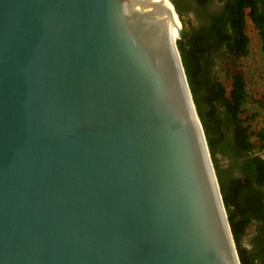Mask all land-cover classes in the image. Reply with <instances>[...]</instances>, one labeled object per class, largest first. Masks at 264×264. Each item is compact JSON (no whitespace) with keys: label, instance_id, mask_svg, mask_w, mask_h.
<instances>
[{"label":"water","instance_id":"water-1","mask_svg":"<svg viewBox=\"0 0 264 264\" xmlns=\"http://www.w3.org/2000/svg\"><path fill=\"white\" fill-rule=\"evenodd\" d=\"M171 3L0 0V264H241Z\"/></svg>","mask_w":264,"mask_h":264},{"label":"trees","instance_id":"trees-1","mask_svg":"<svg viewBox=\"0 0 264 264\" xmlns=\"http://www.w3.org/2000/svg\"><path fill=\"white\" fill-rule=\"evenodd\" d=\"M178 14L182 16L185 8L178 0H170ZM251 8V20L260 30L264 49V26L260 20V8L253 0H242L235 6L230 20L233 40L229 42V53L235 58L247 56L250 52V39L246 34V17L244 9ZM218 25H221L220 23ZM214 34L222 37L219 26H214ZM183 39L178 42L185 72L188 77L194 101L203 124L214 167L221 187L223 200L228 213L231 230L237 246L241 264H256L254 257L243 248L242 241L250 225L247 213L261 202L260 194L254 188V183L260 188L264 186V160L254 156L256 148L251 141L250 127L245 125L242 114L247 102V88L244 76L237 73L233 76V86L229 95L223 85L216 81L210 73L211 61L206 56L214 45L208 42L212 39L207 31L190 36L182 33ZM222 108V113L220 109ZM264 108V105H263ZM224 123L232 132V144L225 142ZM264 140V135H262ZM263 148V146H262ZM232 152L239 157H247L242 165L245 180L231 177L233 165L222 169L217 155L221 152Z\"/></svg>","mask_w":264,"mask_h":264},{"label":"flooded vegetation","instance_id":"flooded-vegetation-1","mask_svg":"<svg viewBox=\"0 0 264 264\" xmlns=\"http://www.w3.org/2000/svg\"><path fill=\"white\" fill-rule=\"evenodd\" d=\"M180 5L185 8L184 14L188 13L192 20L195 21V27L190 32V36L195 34L203 33L207 31L209 36H212V39L209 40L210 45H214L206 56L211 61L210 64V73L211 76L214 78L215 68L223 56L225 54H230L228 50L229 42L233 40V31L231 27V20L230 17L234 7L239 6L242 0H178ZM257 3L258 7L260 8V12L263 15H260V20L263 22L264 26V0H253ZM245 17H246V34H247V26L248 23H251L254 27V30L258 33L260 40L261 32L256 27V25L251 20L249 14L251 13V8L246 7L244 9ZM193 21V22H194ZM221 25H218V24ZM219 26L220 31L223 33L221 34L222 37L214 34V26ZM263 48V43H262ZM264 50V49H263ZM226 129V130H225ZM230 128L225 125L223 131L227 132ZM225 142L227 144H232V132L230 134L225 133ZM220 154L223 158H225L228 162L227 168H230L233 165L234 168L231 172V177L233 179H241L242 181L245 180V175L243 173L242 165L244 160L247 157H239L236 156L232 152H224L221 151ZM255 156V154H253ZM260 157V156H258ZM262 158V157H261ZM264 160V158H262ZM255 190L258 191L261 197V202L256 203V206L251 211L247 213V216L251 219L250 226H254V236L252 237L251 248L249 249L250 254L254 257L256 264H264V186L258 187L257 184H253ZM248 227V228H249Z\"/></svg>","mask_w":264,"mask_h":264},{"label":"rangeland","instance_id":"rangeland-1","mask_svg":"<svg viewBox=\"0 0 264 264\" xmlns=\"http://www.w3.org/2000/svg\"><path fill=\"white\" fill-rule=\"evenodd\" d=\"M178 16L182 22V33L190 34L193 27H195V21L188 13L182 16L178 14ZM247 35L250 39L249 54L241 58H235L228 53L225 54L220 58L215 68L214 79L223 85L227 95H229L233 86V76L237 73L244 76L248 97L242 119H244L245 125L250 127L252 133L251 141L256 146L253 154L264 158V140L262 139V135H264V50L260 37L251 23H248ZM179 41L177 39L176 43L178 44ZM219 111L222 113V108ZM225 133L230 134L229 130L224 131V136ZM217 157L221 168L228 169L227 160L220 153ZM254 233V226L252 225L247 229L242 241L243 248L246 251L251 248Z\"/></svg>","mask_w":264,"mask_h":264},{"label":"bare ground","instance_id":"bare-ground-1","mask_svg":"<svg viewBox=\"0 0 264 264\" xmlns=\"http://www.w3.org/2000/svg\"><path fill=\"white\" fill-rule=\"evenodd\" d=\"M172 8L175 10L173 5H172ZM175 19L176 20L174 22V25H172V40L173 42L176 43V40L180 39V32H181V26H182V22L180 21L179 16L176 11H175Z\"/></svg>","mask_w":264,"mask_h":264}]
</instances>
